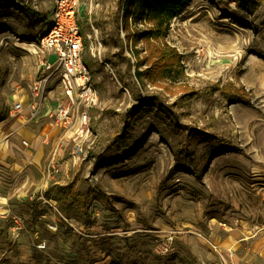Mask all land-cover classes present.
<instances>
[{"label": "rangeland", "instance_id": "rangeland-1", "mask_svg": "<svg viewBox=\"0 0 264 264\" xmlns=\"http://www.w3.org/2000/svg\"><path fill=\"white\" fill-rule=\"evenodd\" d=\"M57 1L0 0V264H264V0H193L137 46L126 0H68L98 102L65 124L55 90L25 126Z\"/></svg>", "mask_w": 264, "mask_h": 264}, {"label": "built area", "instance_id": "built-area-1", "mask_svg": "<svg viewBox=\"0 0 264 264\" xmlns=\"http://www.w3.org/2000/svg\"><path fill=\"white\" fill-rule=\"evenodd\" d=\"M55 7L51 29L41 41L44 49L40 62L41 75L30 88L29 103L25 105L22 100L16 102L11 116L16 120L22 118L24 125L31 123L42 114L48 101L54 99L52 94L55 90H59L66 99V103L57 111L60 119L65 120V124H70L76 116L77 123L86 128L89 126L93 107L98 102V94L89 66L84 60V37L81 35L74 4L68 0H60ZM49 51L56 54L55 62L50 61ZM106 65L109 67V64ZM54 79L58 80L56 84ZM28 144L24 141V145ZM167 243L162 247L164 253L171 248Z\"/></svg>", "mask_w": 264, "mask_h": 264}, {"label": "trees", "instance_id": "trees-1", "mask_svg": "<svg viewBox=\"0 0 264 264\" xmlns=\"http://www.w3.org/2000/svg\"><path fill=\"white\" fill-rule=\"evenodd\" d=\"M228 1L235 3L249 14H252L258 5L257 0ZM192 2L193 0H126L123 8L124 30L129 34H133L127 36L128 39L132 38L135 46L142 42L150 41L164 44L169 35L172 22L190 7ZM51 26L52 21L50 23ZM37 41H40V39L37 38ZM157 51L159 55L157 59L163 63L165 67L164 72H167V74L163 75L169 77V74H172V68L180 64L179 56L175 49H170L169 47H164V49H158ZM139 52L138 50H132V54L140 66ZM167 52L171 54V59L169 60H166L168 58ZM142 76V73L136 72L137 78L142 79Z\"/></svg>", "mask_w": 264, "mask_h": 264}, {"label": "crops", "instance_id": "crops-1", "mask_svg": "<svg viewBox=\"0 0 264 264\" xmlns=\"http://www.w3.org/2000/svg\"><path fill=\"white\" fill-rule=\"evenodd\" d=\"M29 101H30V99L28 100V102L26 103V105L29 103ZM49 101H50V100H49ZM49 101H48V102H49ZM47 104H48V103H47ZM47 104H46V105H47ZM46 105H45V106H46ZM44 108H45V107H44ZM25 115H27V113H25ZM19 122H20V121H19ZM33 122H34V121H33ZM33 122H31V123H33ZM21 123H22V121H21ZM22 124H23V123H22ZM23 125H24V124H23ZM25 126H26V125H25Z\"/></svg>", "mask_w": 264, "mask_h": 264}, {"label": "bare ground", "instance_id": "bare-ground-1", "mask_svg": "<svg viewBox=\"0 0 264 264\" xmlns=\"http://www.w3.org/2000/svg\"><path fill=\"white\" fill-rule=\"evenodd\" d=\"M25 49H27L28 51H34L35 53L37 52L35 49H28V48Z\"/></svg>", "mask_w": 264, "mask_h": 264}]
</instances>
